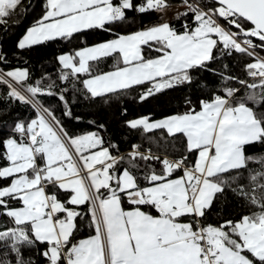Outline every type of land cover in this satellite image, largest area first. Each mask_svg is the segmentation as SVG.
Masks as SVG:
<instances>
[{
  "label": "snow or ice",
  "instance_id": "snow-or-ice-1",
  "mask_svg": "<svg viewBox=\"0 0 264 264\" xmlns=\"http://www.w3.org/2000/svg\"><path fill=\"white\" fill-rule=\"evenodd\" d=\"M172 3L45 0L43 16L18 49L71 42L92 29L116 37L59 55V91L51 77L33 84L27 70L6 69L0 55V121L8 129L5 136L0 128V160L7 162L0 167V217L6 218L0 222V264H36L25 249H36L45 264H264V155L246 153L249 146H264V0H179L185 9L174 14L183 21L179 29L164 19ZM21 5L0 0V25ZM128 11L156 13L160 22L120 34L116 29L128 23ZM234 55L248 58L245 78L227 63L210 67ZM109 57L116 59L114 70L93 75ZM194 72L212 73L217 85L198 82ZM82 76L93 98L139 88L138 100L146 102L180 86L207 89L199 110L186 98L182 114L124 124L143 136L155 130L182 136L184 152L161 159L140 144L122 153L98 132L70 135L39 97L57 98L71 118L67 84ZM43 79L51 82L45 86ZM17 103L31 107L33 118L5 120ZM229 195L249 212L206 225L208 211ZM86 218L94 234L78 240L77 221Z\"/></svg>",
  "mask_w": 264,
  "mask_h": 264
},
{
  "label": "trees",
  "instance_id": "trees-1",
  "mask_svg": "<svg viewBox=\"0 0 264 264\" xmlns=\"http://www.w3.org/2000/svg\"><path fill=\"white\" fill-rule=\"evenodd\" d=\"M113 2L118 3V0ZM142 2L143 0H136L137 4ZM44 5L45 0H22V5L17 9V13L9 18L6 24L0 25V55L6 58V69L24 68L30 73L31 83L33 84L37 80H41L42 77H51V80L56 81L58 85L57 91H59V88L63 87L58 79L60 68H53L54 61L49 56L50 47H47L46 50L43 48L37 49L35 52L26 49L20 50L17 47L26 30L42 17ZM176 5L180 6L179 1L173 0L172 7ZM23 7L27 8V12L20 14V10ZM145 14L128 11V23L125 25H132L137 30H140L143 27ZM170 22L179 29L183 21L178 22L174 19ZM146 53L150 56L156 55L155 52H147V50ZM245 62H248L247 57L234 55L220 63H212L210 67L218 69L221 67V63H227L231 67L233 74L243 79L245 78L243 70ZM115 65V58H103L96 64L93 75L113 71ZM3 67L5 65L0 64V68ZM193 76L198 78V82L207 83L209 86H216L218 82V77L210 72H194ZM86 78L88 77L82 76L80 81L67 84L69 90L65 95L71 108V118L63 115L64 104L57 98L50 96L39 97L45 107H50L55 111V115L61 120L70 135L78 136L98 132L106 141L111 140L119 144L122 153H127L132 144H140L142 150L151 149L152 153L171 159L178 158L184 152L185 142L182 136L168 137L166 131L163 130H155L147 134V136H143L140 132L129 131L124 124L126 121L144 116H148L152 120H159L172 115L182 114L187 110L186 98L191 99L193 105L199 110V100L207 98V89L199 88L197 84H193L191 87L180 86L172 90H166L163 94L149 98L146 102H139L137 95L141 91L139 88L126 95L104 94L93 98L90 93H87L82 83V80ZM51 80L43 79L42 84L46 86ZM261 111H264V109H261ZM33 116L34 110L31 107L17 103L12 106L11 117H5L4 119L8 120L18 117L21 120H28L33 118ZM93 121L95 123H90ZM99 125H104V128H99ZM0 128H3V135L6 136L8 129L4 127L3 121H0ZM246 153L254 156L264 155V146L259 144L249 146L246 148ZM6 163V161L0 160V167L5 166ZM155 167L157 171H160V164L157 163ZM181 174L180 172L176 173L177 176ZM9 182L3 181V183ZM48 191L51 192L52 189L49 188ZM60 199L66 200L67 196L61 195ZM125 206L127 207V205ZM82 211L84 213L87 212L86 209H82ZM248 212L249 209L247 207L241 206L240 201L229 195L226 201H216L204 218V223L216 226L226 219H239L241 215ZM0 222H6V218L0 217ZM77 223L79 230L76 233V239H85L94 234V230L90 225V218L78 220ZM39 250L43 251V246H40ZM24 255L25 258H31L36 261V264H45L44 259L39 256L36 249H25ZM248 255L249 258L254 259L250 254Z\"/></svg>",
  "mask_w": 264,
  "mask_h": 264
},
{
  "label": "crops",
  "instance_id": "crops-1",
  "mask_svg": "<svg viewBox=\"0 0 264 264\" xmlns=\"http://www.w3.org/2000/svg\"><path fill=\"white\" fill-rule=\"evenodd\" d=\"M171 9L172 10L168 11L167 15L164 17V19H166L168 21H171V20L175 19V15L174 14L177 11L184 12L183 7H181L179 5L173 6V7H171ZM158 22H160V17H159L158 14L153 13V12L147 13L143 17V27L142 28L149 27V26H151L153 24H156ZM123 27L124 28L122 30L118 31L120 34H125L126 35V34H129L131 32L137 31V29L134 26H132V25H124ZM24 34H26V32ZM82 35H84L86 37L87 42L81 41V38L78 41L62 43L61 45H56V43L45 42L44 44H41V45L31 46L30 48H28L26 50H30L32 52H35V50H37V49L43 48L44 50H46L47 47H50L49 56L54 61V67L53 68L57 69V68H60V65H59L58 60H57V57L59 55H61L63 53L73 52L74 50L81 49V48H84V47L94 46V45L99 44L101 42H105V41H108V40L116 38L113 33L107 32V31L94 32L90 36L88 34L87 35L82 34ZM23 37H24V35L21 38H23ZM159 120H161V119H159ZM155 121H158V120H155Z\"/></svg>",
  "mask_w": 264,
  "mask_h": 264
},
{
  "label": "rangeland",
  "instance_id": "rangeland-1",
  "mask_svg": "<svg viewBox=\"0 0 264 264\" xmlns=\"http://www.w3.org/2000/svg\"><path fill=\"white\" fill-rule=\"evenodd\" d=\"M114 1V0H113ZM118 2H119V0H118ZM170 10H172L171 8L169 9V11ZM44 14V13H43ZM43 14H42V16H43ZM125 24H122V25H120V27L118 28V29H116V31H120V30H122L124 27ZM34 26V25H33ZM28 30V29H27ZM94 32H104V30H100V29H92V30H85V32L83 33V34H85V35H91L92 33H94ZM108 32V31H107ZM26 33H27V31H26ZM25 35V34H24ZM81 38V41H83V42H87V39H86V37L84 36V35H82V34H77L76 35V38H74V39H72L71 40V42L72 41H78L79 39ZM22 39V38H21ZM48 43H56V45H61L62 43H68V42H65V41H63V40H55V41H48ZM44 44V43H43ZM41 45V44H40ZM16 69V68H15ZM19 69H21V70H25L24 68H22V67H19Z\"/></svg>",
  "mask_w": 264,
  "mask_h": 264
},
{
  "label": "built area",
  "instance_id": "built-area-1",
  "mask_svg": "<svg viewBox=\"0 0 264 264\" xmlns=\"http://www.w3.org/2000/svg\"><path fill=\"white\" fill-rule=\"evenodd\" d=\"M179 1V0H178ZM184 9V8H183ZM184 11H185V9H184ZM164 157L163 156H161V159H163ZM168 158V157H167ZM169 159H171V158H169Z\"/></svg>",
  "mask_w": 264,
  "mask_h": 264
}]
</instances>
